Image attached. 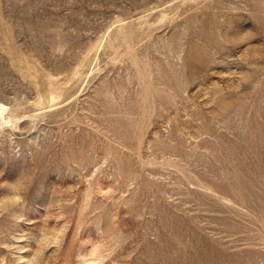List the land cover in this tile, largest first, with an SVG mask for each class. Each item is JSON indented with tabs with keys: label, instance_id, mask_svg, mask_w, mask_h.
Instances as JSON below:
<instances>
[{
	"label": "rangeland",
	"instance_id": "obj_1",
	"mask_svg": "<svg viewBox=\"0 0 264 264\" xmlns=\"http://www.w3.org/2000/svg\"><path fill=\"white\" fill-rule=\"evenodd\" d=\"M0 264H264V0H0Z\"/></svg>",
	"mask_w": 264,
	"mask_h": 264
},
{
	"label": "bare ground",
	"instance_id": "obj_2",
	"mask_svg": "<svg viewBox=\"0 0 264 264\" xmlns=\"http://www.w3.org/2000/svg\"><path fill=\"white\" fill-rule=\"evenodd\" d=\"M5 112H6L5 108L0 107V130H1L2 125L7 122L5 118Z\"/></svg>",
	"mask_w": 264,
	"mask_h": 264
}]
</instances>
